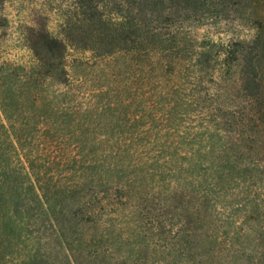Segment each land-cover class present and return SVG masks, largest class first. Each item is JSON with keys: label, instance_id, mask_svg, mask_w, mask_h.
I'll list each match as a JSON object with an SVG mask.
<instances>
[{"label": "trees", "instance_id": "16d2710c", "mask_svg": "<svg viewBox=\"0 0 264 264\" xmlns=\"http://www.w3.org/2000/svg\"><path fill=\"white\" fill-rule=\"evenodd\" d=\"M77 3L22 88L0 67L2 264L38 258L43 224L49 264H264V0ZM64 41L107 72L32 109Z\"/></svg>", "mask_w": 264, "mask_h": 264}, {"label": "rangeland", "instance_id": "374dc122", "mask_svg": "<svg viewBox=\"0 0 264 264\" xmlns=\"http://www.w3.org/2000/svg\"><path fill=\"white\" fill-rule=\"evenodd\" d=\"M78 0H0V67L4 73H12L14 78L8 86L11 91L22 88L19 78L33 69L36 63L31 46L39 32L64 39L67 22L74 20L78 13ZM65 42V41H64ZM66 48L62 59L65 71V86L45 83L40 90H35L36 103L31 106L43 112L60 102L76 98L84 103L88 93L98 87L99 77L107 72V65L91 52L74 47L65 42ZM17 83V84H16ZM98 84V85H97ZM18 92V91H17ZM26 92H23V97ZM75 102V100L73 99ZM71 103V102H70ZM22 221L19 222L21 224ZM22 231V227H18ZM35 236H40L41 240ZM24 238L25 253L34 249V243L41 248L36 251L38 258H31L30 264H49L48 229L46 224L38 232ZM29 238V239H28ZM4 258L0 257V264Z\"/></svg>", "mask_w": 264, "mask_h": 264}]
</instances>
